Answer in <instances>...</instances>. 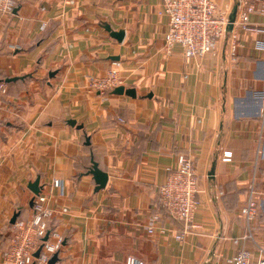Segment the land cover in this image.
Wrapping results in <instances>:
<instances>
[{
    "label": "crops",
    "instance_id": "obj_1",
    "mask_svg": "<svg viewBox=\"0 0 264 264\" xmlns=\"http://www.w3.org/2000/svg\"><path fill=\"white\" fill-rule=\"evenodd\" d=\"M164 1L16 0L12 15L0 14V264L14 215L33 218L37 179L63 238L61 264H229L241 250L253 264L264 258V17L251 16V31L234 26L236 55L229 34L216 56L187 59L166 49ZM213 1L231 14L239 2ZM107 26L125 32L122 43ZM111 70L136 98L91 89V77ZM181 155L199 188L198 228L185 241L159 197ZM92 161L109 176L100 191ZM251 197L258 216L248 227L241 210Z\"/></svg>",
    "mask_w": 264,
    "mask_h": 264
},
{
    "label": "built area",
    "instance_id": "obj_2",
    "mask_svg": "<svg viewBox=\"0 0 264 264\" xmlns=\"http://www.w3.org/2000/svg\"><path fill=\"white\" fill-rule=\"evenodd\" d=\"M16 8V0H0V14L12 15ZM238 16L234 26L251 31V16L264 17V0H239ZM161 15L169 19V30L165 37L168 53L175 47H180L187 59L202 58L218 53L221 40L231 35L232 54L239 51L238 36L233 30L229 31L231 12L229 9H219L213 0H165ZM46 25H43V29ZM232 32V33H231ZM260 49H264L261 46ZM90 87L93 91L107 95L123 85L118 70H111L105 77H91ZM0 91L5 94L6 88L0 85ZM233 153L223 152L222 161L231 163ZM60 186L59 181L54 182ZM198 174L195 163L188 155L178 158L176 168L168 175L166 182L159 189L162 209L167 216L184 224V231L178 234V241H185L198 226L195 224V214L198 208L197 195ZM47 197L40 194L34 200L33 218L26 222L17 220L10 246L3 257L4 264H50L55 255H59L63 248V238L51 229L50 220L54 212L47 205ZM248 227L258 216V205L251 197L241 210ZM149 234L154 233L151 228ZM39 256L36 257V253ZM252 254L241 250L229 260V264H253ZM56 264H61L57 262ZM122 264H144L143 261L128 257ZM257 264H264V258Z\"/></svg>",
    "mask_w": 264,
    "mask_h": 264
},
{
    "label": "water",
    "instance_id": "obj_3",
    "mask_svg": "<svg viewBox=\"0 0 264 264\" xmlns=\"http://www.w3.org/2000/svg\"><path fill=\"white\" fill-rule=\"evenodd\" d=\"M237 7L233 10V13L230 16V25H229V31H232L234 28V22L236 20V14H237ZM107 31L110 32L111 36L115 38L118 42L122 43L125 37V32L124 31H119V32H114L112 31L111 27L107 26ZM19 78H12L6 80L7 83L10 82H15ZM113 94L115 95H126L132 98H136V90L135 89H126L125 87H118L114 90ZM69 124L71 126H75L76 122L75 121H70ZM82 127H79L81 129ZM87 144H89V140L87 139ZM90 175L93 176L95 184L97 185V191H100L104 188H106L109 180V176L106 172L102 171L98 164L92 161V168L89 172ZM29 189L31 192L37 197L41 194V188H40V179H37L34 183H31L29 185ZM19 215L16 214L14 215L11 223L14 225L18 219ZM40 252L36 253V257L39 256ZM59 261L58 255H55L52 260L50 261V264H56Z\"/></svg>",
    "mask_w": 264,
    "mask_h": 264
},
{
    "label": "trees",
    "instance_id": "obj_4",
    "mask_svg": "<svg viewBox=\"0 0 264 264\" xmlns=\"http://www.w3.org/2000/svg\"><path fill=\"white\" fill-rule=\"evenodd\" d=\"M59 262V261H58Z\"/></svg>",
    "mask_w": 264,
    "mask_h": 264
}]
</instances>
